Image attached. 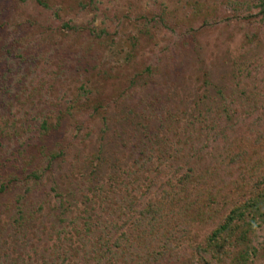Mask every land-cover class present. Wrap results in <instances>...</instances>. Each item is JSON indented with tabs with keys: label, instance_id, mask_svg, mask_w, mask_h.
I'll return each mask as SVG.
<instances>
[{
	"label": "rangeland",
	"instance_id": "rangeland-1",
	"mask_svg": "<svg viewBox=\"0 0 264 264\" xmlns=\"http://www.w3.org/2000/svg\"><path fill=\"white\" fill-rule=\"evenodd\" d=\"M263 3L0 0V264H204L264 189ZM223 157L238 163L176 192L212 220L179 202L143 235L136 212L164 197L150 184Z\"/></svg>",
	"mask_w": 264,
	"mask_h": 264
},
{
	"label": "trees",
	"instance_id": "trees-1",
	"mask_svg": "<svg viewBox=\"0 0 264 264\" xmlns=\"http://www.w3.org/2000/svg\"><path fill=\"white\" fill-rule=\"evenodd\" d=\"M262 12L264 14V3ZM237 163L236 161L234 162V157L231 160L230 157H223L221 161L215 159V163L211 167L205 168V170L189 168V173L187 172L185 176L182 175L177 179L176 183H171L168 180L163 185L161 184L160 187H154L150 184L147 191L160 188V193L162 192L164 197L150 199L142 206L141 210L136 212L142 225H144L142 229L144 230L142 231L143 235L149 237L150 240L157 239L158 235L161 234L160 229L165 225L167 220L165 217L166 210L176 207L179 202L181 203V211L183 213L181 216L187 215L191 210H194L202 218L203 216H208L209 220H212L214 217L211 215L213 214V210H209L210 203L208 206H204L198 200L189 201L187 196V198L178 199V193L176 192L180 190V193L183 192L184 194L188 191L187 188L193 185L192 181L194 179L210 184L221 172L223 165L225 169L230 170ZM4 189L5 187L2 186L1 190ZM262 228L264 229V189L256 197L233 207L228 216L224 217L223 222L207 238L204 246L198 247L202 262L204 264H230L232 262L233 264H237V262L248 264L247 260L251 252L254 251L257 254L259 250L253 236ZM180 232L181 229H179L178 233ZM175 239L178 240L179 238H159L163 248L167 249H170L171 243H174ZM238 250V259H236L237 257L231 259L232 253Z\"/></svg>",
	"mask_w": 264,
	"mask_h": 264
}]
</instances>
